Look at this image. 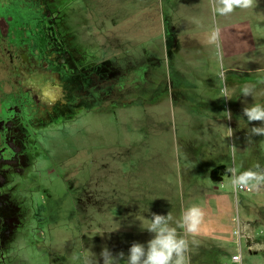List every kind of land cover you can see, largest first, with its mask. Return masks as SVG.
I'll use <instances>...</instances> for the list:
<instances>
[{"label":"rangeland","instance_id":"1","mask_svg":"<svg viewBox=\"0 0 264 264\" xmlns=\"http://www.w3.org/2000/svg\"><path fill=\"white\" fill-rule=\"evenodd\" d=\"M11 1L0 0L2 9ZM57 1L56 39L69 38L68 50L79 49L116 74L109 101L63 116L39 144L40 188L58 193L59 207L48 200L57 219L49 216L48 233L25 239L20 264H84L87 257L103 264L104 247L113 256L123 252L126 264L132 243L152 238L139 216L178 218L223 179L233 191L229 175L221 178L226 169L264 168V137L248 138L259 124H249L242 112L254 100L240 96L244 85L264 91V0L229 16L215 15L210 0ZM216 27L218 52L210 43ZM225 88L231 100L221 97ZM0 89L9 91L4 72ZM42 95L51 107L52 95L45 89ZM39 108L45 110L42 103ZM263 187L241 190L249 201L233 204L230 197L223 220L231 227V213L237 216L231 240L196 236L190 264H264ZM239 251L240 262L232 263Z\"/></svg>","mask_w":264,"mask_h":264},{"label":"flooded vegetation","instance_id":"2","mask_svg":"<svg viewBox=\"0 0 264 264\" xmlns=\"http://www.w3.org/2000/svg\"><path fill=\"white\" fill-rule=\"evenodd\" d=\"M44 1L42 10L38 0L11 1L4 10L0 4V73L9 86L8 92L0 89V264H20L25 239L48 233L49 216L57 219L49 214L48 200L59 207L58 193L40 188L35 169L44 155L39 144L47 142L50 126L63 116L90 113L109 101L116 74L107 64L85 59L79 49L68 50L69 38L56 39L53 14L59 3ZM43 89L54 98L51 107L44 103Z\"/></svg>","mask_w":264,"mask_h":264},{"label":"clouds","instance_id":"3","mask_svg":"<svg viewBox=\"0 0 264 264\" xmlns=\"http://www.w3.org/2000/svg\"><path fill=\"white\" fill-rule=\"evenodd\" d=\"M210 6L215 15L229 16L237 9L249 10L257 6V0H210ZM219 27L212 30L210 43L219 50ZM219 58V56H218ZM240 96L252 97L254 103L243 108V116L252 126L248 130V138L253 136L264 137V103L256 102L257 96H264V91H258L255 85H244L240 89ZM221 97L226 100L233 98L230 89H223ZM228 118L231 114L228 113ZM229 137L233 130L229 128ZM235 155L236 147L232 145ZM230 177L233 191H253L264 186V168L259 164L254 169L239 171L235 168L225 170ZM141 226L152 234L146 244L133 242L128 250L126 264H190V253L193 246L198 244L195 237L199 234L200 226L204 219V212L198 206H189L182 211L180 216L174 217L171 212L167 214L152 213L150 219L139 216ZM145 221H147L145 223ZM103 235V232L99 233ZM103 264H121L125 260L123 252L113 256L112 252L104 247L100 253ZM84 264H99L91 257L85 258Z\"/></svg>","mask_w":264,"mask_h":264},{"label":"crops","instance_id":"4","mask_svg":"<svg viewBox=\"0 0 264 264\" xmlns=\"http://www.w3.org/2000/svg\"><path fill=\"white\" fill-rule=\"evenodd\" d=\"M225 175H227L226 171L221 178L223 179ZM223 183L224 179L221 180L218 185L209 186V190L205 192L201 204L197 205L204 212V219L197 237H209L213 239V234H217L221 236L217 240L220 239L224 242L231 240V235L237 226V216L235 218L234 214L231 213L229 219V222L232 224L231 227L224 224L223 220V218L227 217V209L232 207L230 197L233 200V204L236 201H241V199L247 201L249 200L247 198L248 194H242V191H229L228 193V190ZM224 232L228 233L223 236Z\"/></svg>","mask_w":264,"mask_h":264},{"label":"built area","instance_id":"5","mask_svg":"<svg viewBox=\"0 0 264 264\" xmlns=\"http://www.w3.org/2000/svg\"><path fill=\"white\" fill-rule=\"evenodd\" d=\"M242 255H241V252L239 251L238 254H235L232 259H231V262L232 263H238L240 262V259H241Z\"/></svg>","mask_w":264,"mask_h":264},{"label":"bare ground","instance_id":"6","mask_svg":"<svg viewBox=\"0 0 264 264\" xmlns=\"http://www.w3.org/2000/svg\"><path fill=\"white\" fill-rule=\"evenodd\" d=\"M264 188V187H263Z\"/></svg>","mask_w":264,"mask_h":264},{"label":"water","instance_id":"7","mask_svg":"<svg viewBox=\"0 0 264 264\" xmlns=\"http://www.w3.org/2000/svg\"><path fill=\"white\" fill-rule=\"evenodd\" d=\"M215 180V179H214Z\"/></svg>","mask_w":264,"mask_h":264}]
</instances>
